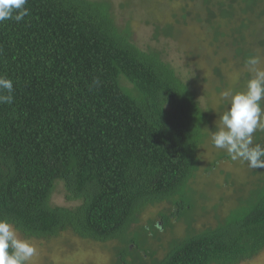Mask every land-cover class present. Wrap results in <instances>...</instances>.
Returning <instances> with one entry per match:
<instances>
[{"label":"trees","instance_id":"trees-1","mask_svg":"<svg viewBox=\"0 0 264 264\" xmlns=\"http://www.w3.org/2000/svg\"><path fill=\"white\" fill-rule=\"evenodd\" d=\"M189 1L182 24L189 18L206 30L215 55L232 52L244 70L248 57L260 56L264 67V0ZM133 2L121 7L133 9ZM26 7L23 21L0 23V75L14 85V102L0 104V219L27 240L70 233L116 242L110 264H241L262 254L264 169H251L259 179L239 191L227 217L216 215L217 226L192 228L197 211L206 210L192 183L198 152L217 130L212 111L161 52L132 41L113 1L28 0ZM177 25H156L155 39L179 40ZM215 74L227 89L219 67ZM254 137L264 144V132ZM59 184L74 207L52 204ZM163 204L170 208L159 215L161 226L154 221L130 235L147 208ZM172 220L187 224L186 236L170 240L159 259L149 243H162Z\"/></svg>","mask_w":264,"mask_h":264},{"label":"rangeland","instance_id":"rangeland-1","mask_svg":"<svg viewBox=\"0 0 264 264\" xmlns=\"http://www.w3.org/2000/svg\"><path fill=\"white\" fill-rule=\"evenodd\" d=\"M112 1L120 27L122 29L129 27L132 41L142 50H156L162 53L163 58L171 64L183 81L191 84L201 106L205 110L212 111L211 127L217 129L219 116L216 113L225 103H229L228 100L222 98L221 93L225 91L233 93L240 87V80L248 70L238 68L233 60L232 52L228 50L215 55L208 45L210 40L208 42L206 40L207 31L202 29L196 21L192 22L186 18L185 24H182V16L185 14L182 8L188 11V7L192 5L191 1L179 0L170 4L168 0H143L147 10L140 6L142 0H134L133 9L121 7L127 0ZM176 21L181 23V26L177 25L181 31L179 40L165 36H160L158 40L155 39L156 25L162 27L165 24L176 23ZM217 67L227 83V89L217 82L218 78L215 74ZM218 88L221 91H217ZM211 131L214 132L209 130V137L198 152L199 172L192 183V188L199 195L202 193L204 198V202H199V207L206 209L205 211L199 209L194 217L192 228L196 233L217 226L216 215L220 219L227 217L237 207V198L244 195L239 191L241 189L250 190L253 180L259 179V176H252L251 168L246 162L233 161L226 151L215 148L211 141ZM211 165L215 166L211 167ZM207 169H210V172ZM58 183L61 182L58 181ZM65 194L63 185L59 184L52 204L58 207H74L75 203L66 201ZM169 208V205L164 204L147 208L141 214L139 223L132 227L130 235L141 232L143 227L150 226L149 224L154 221L161 226L159 215ZM172 223L175 226L173 231L167 230L166 233H161L164 237L162 243L154 240L149 243L150 247L153 245L154 249H157L159 259L167 253L166 245L170 240L186 236L188 228L186 223L174 220ZM18 236L25 239L19 233ZM145 238L140 237L139 240H145ZM31 241L37 247V255L33 257L30 264H110L115 254L114 248L118 245L116 242L102 245L81 240L70 233H65L50 241ZM160 244L163 248L158 249ZM241 264H264V252L253 260Z\"/></svg>","mask_w":264,"mask_h":264},{"label":"clouds","instance_id":"clouds-1","mask_svg":"<svg viewBox=\"0 0 264 264\" xmlns=\"http://www.w3.org/2000/svg\"><path fill=\"white\" fill-rule=\"evenodd\" d=\"M28 0H0V23H17L29 15ZM260 56H250L245 67L252 74L244 91H225L222 98L229 107L219 117V127L211 131V141L233 161L246 162L251 169H264V144L254 143V134L264 132V67ZM98 83V80L96 81ZM7 93V94H5ZM11 79L0 75V104L14 102ZM37 255L31 240L21 239L18 229L8 219H0V264H30Z\"/></svg>","mask_w":264,"mask_h":264}]
</instances>
